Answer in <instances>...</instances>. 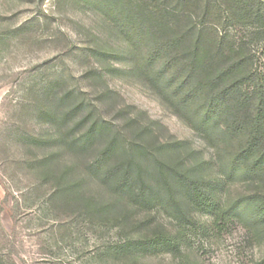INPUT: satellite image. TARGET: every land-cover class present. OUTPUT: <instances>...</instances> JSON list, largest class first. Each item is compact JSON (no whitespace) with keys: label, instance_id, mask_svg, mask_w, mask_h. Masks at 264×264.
<instances>
[{"label":"trees","instance_id":"trees-1","mask_svg":"<svg viewBox=\"0 0 264 264\" xmlns=\"http://www.w3.org/2000/svg\"><path fill=\"white\" fill-rule=\"evenodd\" d=\"M92 1L133 38V69L215 150L219 177L207 180L188 166L181 149L197 152L186 142L163 144L136 118L129 121L135 140L127 141L87 95L54 94L50 85L46 92L61 108L56 126L68 125L72 139L65 142L83 160L80 171L74 165L58 172L52 206L123 235L98 256H181L180 234H171L154 210L193 223L195 211L215 206L220 180L246 182L253 190L219 211L264 235V0ZM99 143L105 146L97 151ZM166 147L171 161L161 155Z\"/></svg>","mask_w":264,"mask_h":264},{"label":"rangeland","instance_id":"rangeland-1","mask_svg":"<svg viewBox=\"0 0 264 264\" xmlns=\"http://www.w3.org/2000/svg\"><path fill=\"white\" fill-rule=\"evenodd\" d=\"M101 6L92 0H0V264H256L264 257V235L219 211L253 190L246 182L220 180L215 206L195 211L193 223L154 210L171 234H180L181 256H98L123 235L52 206L58 172L74 165L80 171L83 160L65 142L72 139L68 125L56 126L61 108L46 92L50 85L54 94L87 95L127 141L135 140L129 121L136 118L163 144L186 142L197 152L181 149L188 166L207 180L219 177L215 150L133 69V38L118 32ZM171 153L166 147L161 155L171 161Z\"/></svg>","mask_w":264,"mask_h":264}]
</instances>
